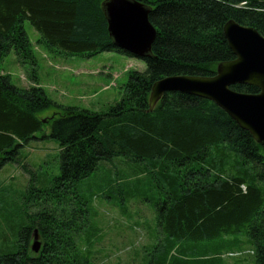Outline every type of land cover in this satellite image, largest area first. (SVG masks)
<instances>
[{"label": "trees", "instance_id": "1", "mask_svg": "<svg viewBox=\"0 0 264 264\" xmlns=\"http://www.w3.org/2000/svg\"><path fill=\"white\" fill-rule=\"evenodd\" d=\"M103 1L0 0V62L14 51L22 63H35L26 20L45 46L65 54L134 56L113 42ZM141 1L151 8L157 28L153 55L144 59V71L129 70L121 98L106 111L57 103L40 86L18 87L0 65V168L18 163L30 175L27 199L47 196L45 206L31 215L24 200L23 214L18 209L6 217L0 264H98L94 247L103 229L80 226L93 214L96 197L124 212L132 198L151 201L165 242L149 264H228L225 250L245 242L254 264H264V142L200 96L169 91L148 111L155 81L176 74L212 76L219 62L236 57L223 32L229 19L264 36V0ZM231 88L260 91L251 84ZM50 108L56 109L53 114L42 116ZM48 128L61 148L60 173L36 186L24 147ZM116 159L127 171L117 168ZM104 160L114 169L85 194L78 182L100 173ZM35 228L43 241L39 253L31 250ZM243 230L246 239L215 241Z\"/></svg>", "mask_w": 264, "mask_h": 264}, {"label": "rangeland", "instance_id": "2", "mask_svg": "<svg viewBox=\"0 0 264 264\" xmlns=\"http://www.w3.org/2000/svg\"><path fill=\"white\" fill-rule=\"evenodd\" d=\"M25 28L32 44L35 63H22L12 51L2 58L1 73H9L18 87L40 86L52 100L66 106L106 111L121 98L129 70L144 71L147 67L144 59L116 51H103L93 55L65 54L45 46L41 42L39 31L29 20L25 21ZM54 110L56 109H47L42 116L51 115ZM50 131L48 128L39 132L37 137L24 147V152L28 155L26 164L35 174L36 186L41 185L37 182L40 179L48 180L60 173L61 148L58 140L50 137ZM114 164L118 169L127 171L122 159L114 160ZM114 164L104 160L100 173L92 172L78 182L81 191L88 195L95 189L100 177L106 176L109 170L114 169ZM247 165L249 166V163ZM161 176L164 178V173ZM29 178L30 175L18 163L9 162L0 168V227L5 226L6 217H12L16 210L19 209L23 214L24 200L28 216L45 206L43 201L47 196L43 193L41 196L37 195L34 201L27 199L26 187ZM141 198L143 201L132 198L130 203L126 204V212L111 204L110 200L100 197L94 199L93 214L90 213L88 218L83 217L80 226L89 231H92L93 225H99L103 229L100 233L101 241L94 247L98 264H149L147 259L152 258L157 249L163 246L165 240L157 230L153 205L146 198ZM47 203L52 212L61 214L50 201ZM246 238L243 230L215 241L228 244L234 239ZM175 251L176 248L173 252ZM224 255L228 264H254V255L247 242L243 245L241 243L230 252L225 250Z\"/></svg>", "mask_w": 264, "mask_h": 264}, {"label": "water", "instance_id": "3", "mask_svg": "<svg viewBox=\"0 0 264 264\" xmlns=\"http://www.w3.org/2000/svg\"><path fill=\"white\" fill-rule=\"evenodd\" d=\"M110 36L119 48L146 59L153 55L157 28L150 20L151 8L141 0H105ZM230 48L236 55L231 61H221L212 76L176 74L154 82L149 108L151 112L169 91L209 99L225 110L258 143L264 142V36L253 26L229 19L223 27ZM235 83L257 86L256 95L236 93L230 88ZM43 241L39 229H34L31 250L39 253Z\"/></svg>", "mask_w": 264, "mask_h": 264}, {"label": "bare ground", "instance_id": "4", "mask_svg": "<svg viewBox=\"0 0 264 264\" xmlns=\"http://www.w3.org/2000/svg\"><path fill=\"white\" fill-rule=\"evenodd\" d=\"M262 35V34H261ZM134 55V54H133ZM134 56H136V55H134ZM138 57V56H137ZM140 58V57H139ZM228 61H231V60H228ZM223 62H225V61H223ZM235 84H244V83H235ZM232 85H234V84H232ZM230 88H231V85H230ZM232 89V88H231ZM232 90H234V89H232ZM234 91H236V90H234ZM236 93H239V94H241V95H243L242 93H246V94H251V95H256V94H258L259 92H256V93H248V92H239V91H237ZM249 132V131H248ZM250 133V132H249ZM251 134V133H250Z\"/></svg>", "mask_w": 264, "mask_h": 264}]
</instances>
